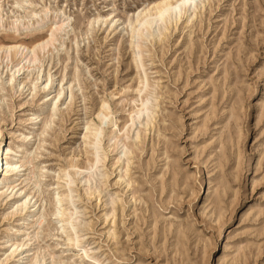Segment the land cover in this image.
<instances>
[{
  "label": "rangeland",
  "instance_id": "obj_1",
  "mask_svg": "<svg viewBox=\"0 0 264 264\" xmlns=\"http://www.w3.org/2000/svg\"><path fill=\"white\" fill-rule=\"evenodd\" d=\"M153 1L0 0V264H264V0Z\"/></svg>",
  "mask_w": 264,
  "mask_h": 264
},
{
  "label": "bare ground",
  "instance_id": "obj_2",
  "mask_svg": "<svg viewBox=\"0 0 264 264\" xmlns=\"http://www.w3.org/2000/svg\"><path fill=\"white\" fill-rule=\"evenodd\" d=\"M190 1H193V0H154L152 3H151V5H150V7H148V8H146V9H141L139 12H137L136 13V15H135V18H134V21L135 22H138L137 24H141V25H148L151 21H152V19L154 18V17H156V16H162L165 12H168V11H170L171 9H173V8H178V6L180 5V4H184V3H187V2H190ZM45 19L46 18H43V16L42 17H40L39 19H38V21H37V26H42L43 25V23H44V21H45ZM112 19H113V17H112ZM117 20V19H116ZM63 21L61 20V21H59V23H57V24H55L54 25V28H53V26H52V28L51 27H49V28H51L50 29V32H49V30L47 31V33H48V36H46V37H41V38H39V39H37L36 40V42L35 43H33V44H30V45H26V44H23L22 42H19V43H13L12 45H3V44H0V50L1 49H3V51L5 52V54L6 55H8V52H9V50L12 48V49H14V51L15 52H19L20 54H21V56H22V58H25V59H34V56H35V49L36 48H38V49H44V47H46L52 40V38H53V31L54 32H56L58 29H60V28H62V26H63ZM139 24V25H140ZM139 25H137V26H139ZM56 30V31H55ZM138 31V30H137ZM136 31V32H137ZM131 32V31H130ZM135 32V31H134ZM42 34V33H41ZM132 40V39H131ZM38 51V50H37ZM135 52H136V50H135ZM10 53V52H9ZM5 54H3V55H5ZM10 55V54H9ZM5 57H7V56H5ZM57 96V95H56ZM56 96H54L53 98H52V101L55 99V97ZM46 97V96H45ZM51 101V102H52ZM54 103V102H53ZM135 109V108H134ZM138 109H136L135 110V112L137 111ZM102 112V111H101ZM131 113H133V112H131ZM97 129V128H96ZM97 132H100V131H98L97 130ZM99 135V134H98ZM7 148V147H6ZM5 146L4 145H2V147H1V139H0V175H7V173L9 172V171H11L12 169H15V171L17 170V167H19V166H21V164H19L18 166L14 163V164H11V165H7L6 164V161H4L3 160V153H5ZM71 165H72V163H71ZM70 165V166H71ZM73 166H75V164L73 165ZM73 168V167H72ZM21 169V168H20ZM17 172V171H16ZM9 174V173H8ZM14 175H16V174H14ZM68 175V174H67ZM62 176V175H61ZM58 178H61V177H58ZM14 180H19V178H17L16 176H14ZM59 181V180H58ZM12 182V181H11ZM11 182H9V183H11ZM16 182V181H15ZM14 182V183H15ZM19 183V182H18ZM10 187V184H8V185H4V187ZM14 187V186H13ZM58 192V191H57ZM57 197L58 198H60V199H62V200H65L64 198H63V196H62V194H61V192H58L57 193ZM56 201L57 202H59V200L56 198ZM61 201V200H60ZM62 202V201H61ZM63 210V209H62ZM66 215V214H65ZM63 219L66 221V222H68V219H67V217L66 216H64L63 215ZM69 223V222H68ZM67 223V224H68Z\"/></svg>",
  "mask_w": 264,
  "mask_h": 264
}]
</instances>
